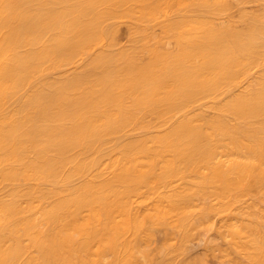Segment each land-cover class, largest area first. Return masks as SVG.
<instances>
[{"label":"bare ground","instance_id":"1","mask_svg":"<svg viewBox=\"0 0 264 264\" xmlns=\"http://www.w3.org/2000/svg\"><path fill=\"white\" fill-rule=\"evenodd\" d=\"M258 203L264 0H0V264H264Z\"/></svg>","mask_w":264,"mask_h":264},{"label":"rangeland","instance_id":"2","mask_svg":"<svg viewBox=\"0 0 264 264\" xmlns=\"http://www.w3.org/2000/svg\"><path fill=\"white\" fill-rule=\"evenodd\" d=\"M257 7L258 6L255 3L254 4L250 3V4L246 5V9H248L250 11L257 9ZM118 38H119L121 46L127 44L128 31H127V27L125 25L121 26L120 31L118 32ZM133 200L135 201L134 206H136L138 208V210L141 212L152 207V204H151L152 199H145V198L139 199V198L135 197ZM244 202H246L245 204H249V205H253V203H254L253 199H250V198L246 199ZM258 206H259L258 211H260V213L262 214V216L264 218V205L261 203H258ZM89 215H90L89 211L84 212L85 217H88ZM173 220L174 219L171 218V221H173ZM223 224H224V222H223L222 217H220V216L213 217V219L211 220V226H209L208 231L206 230L207 233L204 236H202L203 235L202 232H201V234H199V233H197L198 232L197 231L196 235H194V237H192V240L190 241L191 243L189 242L190 245L187 242V244L189 245V247H188V245L185 246L186 248H189L187 253H189L193 257L203 258L207 262V264H220L223 260H225L227 258L226 255H228L230 253L231 257H233L234 259H236L240 263L245 264L246 258L243 255L237 254L232 249H230V247H229L230 238H223L218 234V229L223 227ZM179 233H180L179 231L172 230L171 227H168V229H166V228H162L161 226H159L156 228L154 234L150 238L146 239L144 245L145 246L147 245V249L150 251L152 257L157 259L158 257H160L162 255V252L158 251L157 248L159 246H161V243L164 242L165 239H169V240L173 241L174 243L176 242L177 247H178V243L180 240L179 235H181ZM183 251H184V249H183ZM183 251L182 250L179 251V249H178L176 252L173 250V252H175L174 254L172 252V254L170 253V255H169V251H168V253L166 252L167 255H166V253H163V254L166 256V258L168 260L173 259V261L171 260L172 262H170V261L168 262V260L166 259L167 263L177 264V263H179L181 258L184 257L182 255V253H185L186 251H184V252ZM189 254L185 253L184 255H189ZM168 255L170 257H167ZM171 255H173V256H171ZM162 257L165 258L163 255H162ZM112 258H113V256H109L108 260H112Z\"/></svg>","mask_w":264,"mask_h":264}]
</instances>
